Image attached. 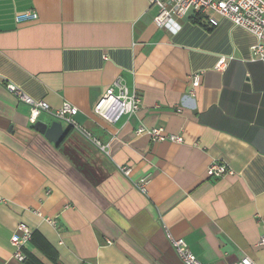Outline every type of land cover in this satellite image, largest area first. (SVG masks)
Returning a JSON list of instances; mask_svg holds the SVG:
<instances>
[{
	"label": "crops",
	"instance_id": "crops-1",
	"mask_svg": "<svg viewBox=\"0 0 264 264\" xmlns=\"http://www.w3.org/2000/svg\"><path fill=\"white\" fill-rule=\"evenodd\" d=\"M26 11L37 19L17 23ZM155 14L147 0H0V264H182L165 232L205 264H264L257 39L212 14L178 20L172 34ZM116 80L141 102L110 123L94 107ZM5 84L46 103L47 126L70 104L78 130L62 123V142H47ZM156 127L183 142L135 133ZM213 163L232 174L208 178ZM143 177L145 195L133 186ZM20 223L33 233L23 262L10 243Z\"/></svg>",
	"mask_w": 264,
	"mask_h": 264
},
{
	"label": "built area",
	"instance_id": "built-area-1",
	"mask_svg": "<svg viewBox=\"0 0 264 264\" xmlns=\"http://www.w3.org/2000/svg\"><path fill=\"white\" fill-rule=\"evenodd\" d=\"M148 5L156 9L153 17V25L158 29H165L172 34L180 30L178 20L189 18V16H207L215 15L221 19L228 20L232 25L239 27L257 39V43L251 47V55L254 60L259 61L264 68V0H147ZM37 15L32 11L22 12L16 15V22L35 21ZM208 23L215 27L218 25L217 19L209 16ZM223 62L216 65L220 70ZM200 84L198 74L189 77V94L194 96V90ZM5 90L13 95L18 103L28 107V123L33 125L42 113H49L50 108L42 101H35L28 97L24 92L12 84H5ZM140 98L135 93H129L127 88L118 80L96 103L94 111L96 114L106 119L110 123H115L121 116L135 114L140 108ZM113 108L114 113L111 117L107 116L108 111ZM77 114V109L64 102L61 107L51 113L57 122L66 123L73 129L78 130V126L73 121ZM85 133V132H84ZM136 135L147 134L153 142H170L181 144L183 139L181 135L166 134L160 127L136 130ZM87 136L88 134L85 133ZM96 146L104 150L102 146L94 141ZM118 172L124 178L130 174L129 166H119ZM206 174L208 178H222L225 175H231L232 171L224 164H211ZM148 178L143 177L133 184L134 188L141 194H146V185ZM48 222H52L47 220ZM32 230L23 223L17 225L16 230L10 237V243L15 248L14 258L23 262L25 257L22 250L26 244L31 241ZM165 236L182 264H205L201 262L188 248L183 239H175L168 232ZM260 245H264V238L260 240ZM231 264H254L248 258L240 259Z\"/></svg>",
	"mask_w": 264,
	"mask_h": 264
},
{
	"label": "water",
	"instance_id": "water-1",
	"mask_svg": "<svg viewBox=\"0 0 264 264\" xmlns=\"http://www.w3.org/2000/svg\"><path fill=\"white\" fill-rule=\"evenodd\" d=\"M32 130L44 137V139L57 146L59 145L65 135V131L63 130V126L61 122H52L49 126L43 124L40 121H36L32 125Z\"/></svg>",
	"mask_w": 264,
	"mask_h": 264
},
{
	"label": "trees",
	"instance_id": "trees-1",
	"mask_svg": "<svg viewBox=\"0 0 264 264\" xmlns=\"http://www.w3.org/2000/svg\"><path fill=\"white\" fill-rule=\"evenodd\" d=\"M194 21H197V20H194ZM33 235V234H32ZM31 240H32V238H31Z\"/></svg>",
	"mask_w": 264,
	"mask_h": 264
}]
</instances>
